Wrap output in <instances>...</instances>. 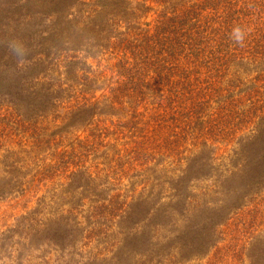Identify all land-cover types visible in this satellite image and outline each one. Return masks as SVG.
<instances>
[{
	"label": "trees",
	"instance_id": "obj_1",
	"mask_svg": "<svg viewBox=\"0 0 264 264\" xmlns=\"http://www.w3.org/2000/svg\"><path fill=\"white\" fill-rule=\"evenodd\" d=\"M43 5L29 36L26 14L0 7V131L19 139L0 141V201L21 206L0 264H201L212 250L264 264V234L240 229L264 191V0Z\"/></svg>",
	"mask_w": 264,
	"mask_h": 264
},
{
	"label": "rangeland",
	"instance_id": "obj_2",
	"mask_svg": "<svg viewBox=\"0 0 264 264\" xmlns=\"http://www.w3.org/2000/svg\"><path fill=\"white\" fill-rule=\"evenodd\" d=\"M23 1L22 0H0V7L5 2L9 6H11V5L14 6V9H16V10L20 9L19 11L22 14H26L25 16H23V19L28 21L27 22L28 26H26L27 28L25 29L28 32H25V36H29L33 30H37L40 28V27H38L39 23L42 22V24H43V21L45 20V16H46V12H47V7H46V5H43V0L40 2H37L38 0H27V2H24V4H22ZM151 17H152V14L147 15L143 19L142 23L150 22L152 19ZM20 20H21V17H20ZM10 23L11 22H9V24ZM11 25H14V24H11ZM100 64L101 65H100L99 70L103 71L104 78L109 82L111 77L113 76L112 67H111L110 63H107L105 61L100 62ZM101 94L108 95L107 92L101 91L100 93L97 94V98H100ZM147 113H149L151 115L153 113L152 109L148 108ZM8 114L4 110H2V109L0 110V130L4 128V125H6V126L10 125V120H9L10 116ZM156 114H158V116L160 118L159 113L156 112ZM161 121L162 122H160V123L162 126L168 127L166 124H164L165 123L164 120H161ZM6 132L10 133L11 135L13 134V131H10V130L8 131V127L6 129ZM15 133H18V132L16 131ZM150 135H151V132L147 136V138L149 140H148V143L146 144V146L149 147V149L151 148L150 144L156 142V139H154L152 141L150 140L152 137ZM5 136H7V135H5V133L4 134L1 133V131H0V141H2L3 144L6 145L7 147L16 148L17 147L16 144L19 143V139L15 138L14 135H12L9 139H6ZM19 136H21V135H19ZM81 140H83V142L86 141V133L81 132V133L77 134V137H70V138L61 140V143L59 144V146H61V148L58 147L56 150H49L51 157H48L46 162H48L49 165L54 163L52 160L54 159V157H56V155H59V153L61 154L62 152H68L69 153L71 146L73 147L74 144H78L79 142H81ZM126 143H127V139H125V138H123L122 140H118L117 141L118 149L122 150V151L129 150V148L133 149V146H132L133 144L126 145ZM189 143H190V141H189ZM149 149H146V151L148 153H153V150H149ZM126 153H127V151H126ZM158 155L153 156V159L158 160ZM44 156H45V154H42L43 158H44ZM95 163L96 162L94 160L89 159V160H87L86 167L90 171H94ZM20 207L21 206L18 204L0 201V228H2L4 225L10 224L12 222L13 218L19 213V211H21ZM254 207L256 208L255 211H257V212H251L250 214H251V217L253 218V220L255 221V225H252V227L247 229V230H244L242 228H240V229L247 232L248 234L259 233V234L263 235L264 234V191H262L257 196V198L255 199V202H254L252 208H254ZM250 209H251V207L249 208V210ZM240 217L247 219V216L244 214H241ZM235 223H237V221H235ZM229 226H230L229 230H232L231 224ZM225 244H226V242H222L219 246L221 247ZM201 264H233V263L231 262V260L228 259V257H225V254L223 251L219 252V250L218 251L212 250L205 256V259H203L201 261Z\"/></svg>",
	"mask_w": 264,
	"mask_h": 264
},
{
	"label": "clouds",
	"instance_id": "obj_3",
	"mask_svg": "<svg viewBox=\"0 0 264 264\" xmlns=\"http://www.w3.org/2000/svg\"><path fill=\"white\" fill-rule=\"evenodd\" d=\"M230 35L231 38L235 41V43L240 45L243 44L245 33L239 26H235L232 29Z\"/></svg>",
	"mask_w": 264,
	"mask_h": 264
}]
</instances>
